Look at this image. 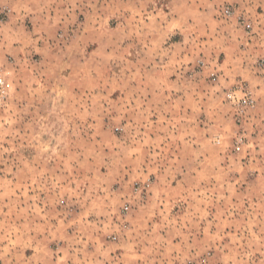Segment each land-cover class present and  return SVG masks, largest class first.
<instances>
[{"label":"rangeland","instance_id":"374dc122","mask_svg":"<svg viewBox=\"0 0 264 264\" xmlns=\"http://www.w3.org/2000/svg\"><path fill=\"white\" fill-rule=\"evenodd\" d=\"M15 1L0 0V264H264V131L247 128L264 104L243 132L224 99L251 87L219 17L247 10Z\"/></svg>","mask_w":264,"mask_h":264},{"label":"crops","instance_id":"0c3cea01","mask_svg":"<svg viewBox=\"0 0 264 264\" xmlns=\"http://www.w3.org/2000/svg\"><path fill=\"white\" fill-rule=\"evenodd\" d=\"M218 1L219 0H209L208 4L211 8L214 9ZM225 1L240 4L241 8L247 10L246 12L243 10L242 12H245V15L251 18L250 20L253 23V30L246 32V30H244V28L237 23L235 18L223 19L219 17L224 21L232 20L234 23L233 25H231V27L226 26L223 29L220 28V30L222 29L221 31L223 32L222 36L226 39L224 47L227 48L229 51L230 46L236 47V50L238 52L236 59H238L239 63L237 67L238 69L234 67V70H238L237 72H240L250 82V89L253 98L258 103L259 109V107L264 104V65L259 66L258 64V61L264 58V0H221L222 3ZM15 2H17L16 4L19 7L28 5L30 0H16ZM203 2H205V0H203ZM21 12V10L18 12V16L21 14ZM236 24L239 25L240 28L236 26ZM234 28L236 29V32L233 31ZM230 29L233 30L229 31ZM220 33L221 32H219V34ZM143 34L144 33L141 32V36H145ZM40 38L44 41L47 40V37L44 36H39L37 38L35 37L36 40H39ZM40 45L42 48L39 49H46L44 43ZM227 63L228 62L225 61L223 64H219V67L222 68L223 66L225 68ZM235 64L236 62H232V65ZM226 68L230 71L232 70L228 67ZM241 74L239 75L242 76ZM225 75L227 78H230V73L228 74L227 71L225 72ZM232 75L233 77L236 76L235 74ZM231 80H234V78H232ZM231 80H226L225 83H222L225 85V89L230 87L231 84H233L231 83ZM163 96L164 98H176V94L173 95L171 93L166 92L163 93ZM259 114H257V118H253V120L247 125L249 132L248 134L251 137V140H258L260 135L264 131V124H262L261 121L262 116ZM247 163L250 164L249 166H252V164H256L257 161H252V159H250V161L247 160L246 162H244V165H247ZM209 192L211 193V191ZM219 193L221 195L223 191H219Z\"/></svg>","mask_w":264,"mask_h":264},{"label":"built area","instance_id":"2783aa9c","mask_svg":"<svg viewBox=\"0 0 264 264\" xmlns=\"http://www.w3.org/2000/svg\"><path fill=\"white\" fill-rule=\"evenodd\" d=\"M222 15L227 19L235 18L237 23L243 25L248 31L253 29L250 20H247L243 13H239L237 8H235V6L233 5H226L222 10ZM258 64L260 66L264 65V59H260ZM213 80L216 81L217 77H214ZM10 87L11 83L5 77L2 69L0 68V108L4 106L8 99ZM224 99L229 101V104L233 107L236 125L238 126V130H242L241 124L245 121L249 111L256 106V101L253 98L251 91L248 90L243 84L236 86L233 85L224 95ZM235 140L236 144L234 145V148L235 150L239 151L241 150L243 143H245L244 135L242 133L239 134L237 139L235 136ZM149 181L150 179H148L144 183V185L149 186ZM136 186H138V188H141L139 186V183H136ZM128 208L129 207L126 205L124 207V210H127Z\"/></svg>","mask_w":264,"mask_h":264}]
</instances>
